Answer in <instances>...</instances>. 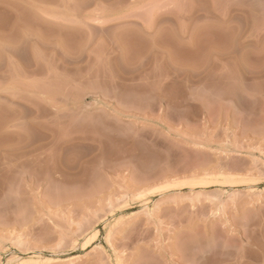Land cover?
<instances>
[{"label": "rangeland", "instance_id": "obj_1", "mask_svg": "<svg viewBox=\"0 0 264 264\" xmlns=\"http://www.w3.org/2000/svg\"><path fill=\"white\" fill-rule=\"evenodd\" d=\"M0 264H264V0H0Z\"/></svg>", "mask_w": 264, "mask_h": 264}]
</instances>
